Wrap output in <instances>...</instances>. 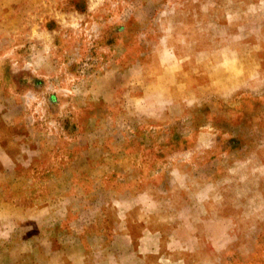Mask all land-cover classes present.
Masks as SVG:
<instances>
[{
  "label": "rangeland",
  "instance_id": "374dc122",
  "mask_svg": "<svg viewBox=\"0 0 264 264\" xmlns=\"http://www.w3.org/2000/svg\"><path fill=\"white\" fill-rule=\"evenodd\" d=\"M0 264H264V0H0Z\"/></svg>",
  "mask_w": 264,
  "mask_h": 264
}]
</instances>
